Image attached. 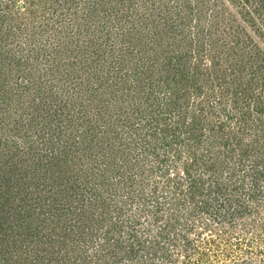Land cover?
<instances>
[{
    "label": "trees",
    "instance_id": "obj_1",
    "mask_svg": "<svg viewBox=\"0 0 264 264\" xmlns=\"http://www.w3.org/2000/svg\"><path fill=\"white\" fill-rule=\"evenodd\" d=\"M17 1L0 0V264L147 263V254L170 257L181 229L192 244L184 219L217 209L235 225L253 211L247 202L264 183L253 155L264 154L260 48L222 43L209 62L198 38H185L151 65L146 18L170 15L166 6L148 14L133 0H64L57 25L39 19L53 34L43 39L29 23L40 15ZM255 2L264 12V0ZM125 22L111 49L92 37ZM134 207L152 215L144 241Z\"/></svg>",
    "mask_w": 264,
    "mask_h": 264
},
{
    "label": "rangeland",
    "instance_id": "obj_2",
    "mask_svg": "<svg viewBox=\"0 0 264 264\" xmlns=\"http://www.w3.org/2000/svg\"><path fill=\"white\" fill-rule=\"evenodd\" d=\"M46 1L47 0L17 1V4L26 2L27 5H25V9L31 10L32 12L36 10L40 15L38 17L33 15L29 23L33 24V31L36 33V36L44 35L43 39H46L48 34L50 36H53V34L48 31L46 35L47 31L44 32L43 27L49 26L40 23L39 19L45 21V17L46 19L53 20L50 21L52 22L50 25H57V19L63 18L64 16L66 17L64 14L66 10L64 0H48L50 8L45 6ZM233 1L234 0H153L152 3L155 4L152 5L150 4L151 0H133L135 11L141 10V13H153L154 8L157 6H166L165 8L171 12L170 15L161 20H157V22L153 24L150 23V18H146L151 27L146 28V30L149 31V38L145 44L148 51L144 55V61L146 62L151 55L155 56V54H161L160 59L156 58V61L164 60L168 43H171L169 49L171 46L172 48H176L173 42L178 43L177 47H186L187 41L194 38L195 40L197 38L199 40L195 43L196 47L199 44L203 45L207 55V61L209 62L212 61L209 57V53L218 54L222 49L220 46L222 43H225L226 46L227 44L234 46L239 42L240 45L243 43V48L246 46V49L249 50L255 47L257 49L260 48L264 52V36H262V32H264V12L258 10L259 8L255 0H251L248 5L245 4L246 0L245 3L242 0H238L237 3ZM17 8L18 7H16V9ZM50 9L58 10L55 17L52 16ZM242 9H249V11L254 12L255 22L248 20V18H246L247 16L240 13L239 11ZM107 14L110 18L112 17L114 21H117L121 12L118 14H116V12H108ZM68 17L73 20L72 14H69ZM114 21L111 19L113 23L112 26L117 24V22ZM104 22H106L105 19L100 22L101 26L106 25ZM128 25L129 24L125 22L123 26L117 25L115 28H106L104 30L102 28H94V31L92 30L94 33L92 37H94L95 41H98V37H100V42L105 47L111 49L117 37L126 36L122 31H124L123 29ZM74 29L76 30V26ZM54 35H56V33H54ZM54 38L55 36L53 39ZM185 38H187V41H183ZM252 41H254V45ZM100 42L99 44H101ZM18 43L25 46L23 38H20ZM213 44L217 45V47L213 48ZM118 47H120V44ZM5 57L6 56L0 57V67L2 59ZM118 57H120L119 52H115L113 56L114 61ZM149 61L151 65H154L155 61ZM163 62L164 61H162L161 64ZM4 63L7 69L10 65L16 67L13 61L6 60ZM160 67H162V65H160ZM160 67L156 66L155 68L159 69ZM0 83H4V80L0 81ZM15 84V80H12L9 85L15 86ZM257 89V93L263 91L261 87ZM112 104L117 105L118 103L113 101ZM86 105L88 107V105L90 106L91 104L88 103ZM90 109L92 114L93 109ZM16 117H18V112L15 110L14 114L10 116V120ZM7 125L12 127L14 124L10 121ZM2 133L4 132L2 131ZM253 155H255L254 157H257L258 160H261L260 166H264L263 152H254ZM260 188L263 194L259 195L258 199L255 201L250 200L247 202L248 205L252 206L253 211L243 216V218L238 217L235 221L231 220L235 225H230L228 219L224 221L221 213L217 214V209L212 212L214 213L213 215H211V213L208 214L206 211H201L198 215L196 214L193 219H187V221L184 219L183 222L181 221L182 224L188 223L189 225H194V230L188 234L189 239L192 240L190 246L184 244L186 243L185 237L187 236H183L187 234H182L181 229L177 234L176 244L172 243L170 247L172 252L170 257L161 255L160 257L155 256L151 258L147 254V263H145L143 259H139V261L135 262L134 260L128 259L122 264H264V183L260 184ZM132 210L133 214L134 212L139 213L138 215L140 218H138V220L140 219L142 227L138 231V237L140 241H144L147 239L146 232L149 231L148 223L152 219V215L149 217V212L144 210L140 211L137 207H134ZM221 212H223L222 208ZM173 214L174 211L171 210L166 214L165 218L167 219ZM99 246L100 247L96 246L97 249L95 248L99 251L97 255L101 254L103 251L102 245ZM88 252H91L90 249H88ZM109 259H107L106 264H112V259Z\"/></svg>",
    "mask_w": 264,
    "mask_h": 264
}]
</instances>
